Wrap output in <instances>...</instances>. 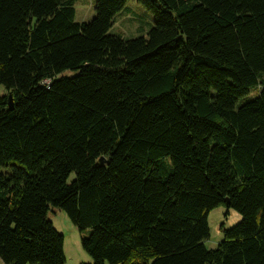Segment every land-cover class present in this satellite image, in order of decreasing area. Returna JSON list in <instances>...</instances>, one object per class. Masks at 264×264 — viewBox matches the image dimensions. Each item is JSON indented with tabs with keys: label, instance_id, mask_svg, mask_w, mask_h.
<instances>
[{
	"label": "trees",
	"instance_id": "obj_1",
	"mask_svg": "<svg viewBox=\"0 0 264 264\" xmlns=\"http://www.w3.org/2000/svg\"><path fill=\"white\" fill-rule=\"evenodd\" d=\"M128 1L0 0L1 261L66 264L55 207L93 264H264V0H137L156 23L125 40Z\"/></svg>",
	"mask_w": 264,
	"mask_h": 264
},
{
	"label": "rangeland",
	"instance_id": "obj_2",
	"mask_svg": "<svg viewBox=\"0 0 264 264\" xmlns=\"http://www.w3.org/2000/svg\"><path fill=\"white\" fill-rule=\"evenodd\" d=\"M75 9V23H90L96 16L97 0H72ZM115 25L110 31L111 35L122 37L125 40H132L146 35L155 26L156 17L148 11L137 0H130L115 18ZM62 76L73 77L74 72H64ZM258 89H251L250 94L241 101L244 104L251 101L258 94ZM5 88L0 85V96L6 95ZM75 174L70 177V181ZM49 220L54 224L56 230L65 238L66 264H93L92 257L83 249L82 237L89 235L80 233L72 223L66 212L52 207L48 213ZM241 215L232 208L220 206L212 210L208 217L210 226V238L205 242L208 250H216L219 244L224 241L222 229L229 230L241 221ZM0 264L1 260H0Z\"/></svg>",
	"mask_w": 264,
	"mask_h": 264
},
{
	"label": "water",
	"instance_id": "obj_3",
	"mask_svg": "<svg viewBox=\"0 0 264 264\" xmlns=\"http://www.w3.org/2000/svg\"><path fill=\"white\" fill-rule=\"evenodd\" d=\"M8 99H9V107H10V109H12V107H13V97H12V94L9 95V98ZM100 162L103 163V164H107V161L105 159H103V158L100 160ZM225 202L228 203V199H226Z\"/></svg>",
	"mask_w": 264,
	"mask_h": 264
},
{
	"label": "crops",
	"instance_id": "obj_4",
	"mask_svg": "<svg viewBox=\"0 0 264 264\" xmlns=\"http://www.w3.org/2000/svg\"><path fill=\"white\" fill-rule=\"evenodd\" d=\"M54 225V224H53ZM58 231V230H57ZM59 232V231H58ZM64 252H65V243H64ZM1 260V259H0ZM2 264H4L2 261H1Z\"/></svg>",
	"mask_w": 264,
	"mask_h": 264
}]
</instances>
